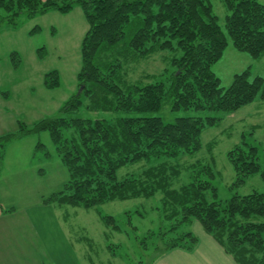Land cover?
<instances>
[{
  "label": "trees",
  "instance_id": "1",
  "mask_svg": "<svg viewBox=\"0 0 264 264\" xmlns=\"http://www.w3.org/2000/svg\"><path fill=\"white\" fill-rule=\"evenodd\" d=\"M224 3L230 11L226 30L234 47L260 58L264 54V4L259 0ZM75 6L82 9L88 23L77 78L83 89L62 106V111L78 109L86 95L90 110L144 113L171 103L175 110H213L222 116L178 117L172 122L159 116H57L43 118L31 128L21 122L19 133H8L3 141L30 132H50L55 152L69 171L63 189L48 199L51 203L91 208L162 193L160 226L145 237L156 238L157 258L177 248L192 251L199 238L187 227L199 222L238 264H264V190L217 199L213 163L202 162L194 164L191 180L178 188L174 182L180 169L167 161L141 175L118 177V171L128 164L199 151L205 129L256 99L264 100V77L251 78L250 67L237 73L227 88L214 72L228 37L210 0H0V7L7 12L0 15V30L17 28L22 13L28 17L50 10L66 14ZM178 50L182 55L172 56L165 80H157L156 75H145L149 81L128 79L130 64L157 52ZM44 83L48 88L58 87L59 72H48ZM70 127L76 128L77 135L65 137L63 130ZM41 145L39 142L37 147ZM227 158L236 175L232 188L240 187L254 174L264 180L259 146L243 140L228 151ZM101 219L106 226L120 230L113 216L103 214Z\"/></svg>",
  "mask_w": 264,
  "mask_h": 264
},
{
  "label": "rangeland",
  "instance_id": "2",
  "mask_svg": "<svg viewBox=\"0 0 264 264\" xmlns=\"http://www.w3.org/2000/svg\"><path fill=\"white\" fill-rule=\"evenodd\" d=\"M259 1L264 4V0ZM210 2L223 32L227 34L226 16L230 11L224 0ZM6 14L0 7V15ZM87 29L82 9L75 6L66 14L50 10L28 17L22 13L17 28L0 30V172L18 169L21 182L15 184V196L12 195L11 199L15 202V211L19 214L26 212L34 224L29 232L33 236L23 231L19 237V264H138L139 261L155 264L161 258H157L156 238L145 237L150 230L158 231L161 223L158 207L162 198V193L158 192L151 198L115 200L91 208L48 202L69 179L68 168L56 154L49 131L30 132L3 141L6 134L19 133L21 122L25 128H31L43 118L57 116L67 119L159 116L165 122H172L178 117L223 114L195 108L175 110L171 103H166L158 111L144 113L90 110L86 107V95L82 96L83 104L78 109L62 111V106L80 90L77 78L81 67V42ZM227 37L228 46L213 66L222 86L229 87L234 76L249 67L251 78L264 77V54L258 59L253 58L238 51L228 34ZM39 53L43 56L40 57ZM173 55L181 56L182 51L157 52L130 64L128 79L132 82L149 81L145 75H156L157 80H165L167 75L164 73L171 68ZM52 70L59 72L60 85L48 88L44 83L45 76ZM254 109L259 110L255 112ZM63 134L72 137L77 135V130L70 127L64 129ZM243 140L259 146V162L264 165L262 99H256L251 105L225 116L218 125L205 129L199 151L171 159L128 164L118 171V177L141 175L148 168L167 161L180 169L181 174L174 182V187L178 188L191 180L195 163H213L215 176L212 182L217 188V199L229 200L236 192L263 191L264 180L259 174L249 176L243 185L232 188L236 175L227 153ZM39 142L42 145L37 147ZM211 143L212 147L209 146ZM103 214L113 216L120 230L106 226L101 219ZM195 223L187 229L199 237ZM197 224L202 227L199 222Z\"/></svg>",
  "mask_w": 264,
  "mask_h": 264
},
{
  "label": "crops",
  "instance_id": "3",
  "mask_svg": "<svg viewBox=\"0 0 264 264\" xmlns=\"http://www.w3.org/2000/svg\"><path fill=\"white\" fill-rule=\"evenodd\" d=\"M254 110L258 112L259 109ZM20 182L18 169L0 172V264H19L21 261V258H17L19 237L23 231L33 236L29 233L34 228L30 216L26 212L24 214L16 212L15 202L11 199L12 195L15 196L13 189L16 187L15 184ZM197 225L196 222L199 241L192 251L182 248L170 250L155 264H238L210 234Z\"/></svg>",
  "mask_w": 264,
  "mask_h": 264
},
{
  "label": "water",
  "instance_id": "4",
  "mask_svg": "<svg viewBox=\"0 0 264 264\" xmlns=\"http://www.w3.org/2000/svg\"><path fill=\"white\" fill-rule=\"evenodd\" d=\"M82 89H83V86H81V87H80V90H79V92H80Z\"/></svg>",
  "mask_w": 264,
  "mask_h": 264
}]
</instances>
